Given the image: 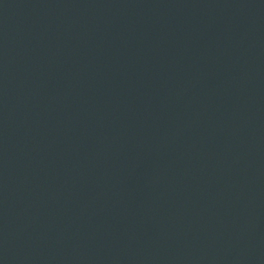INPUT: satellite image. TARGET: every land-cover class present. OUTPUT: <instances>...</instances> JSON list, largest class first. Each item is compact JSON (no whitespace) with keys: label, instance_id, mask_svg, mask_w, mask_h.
<instances>
[{"label":"water","instance_id":"obj_1","mask_svg":"<svg viewBox=\"0 0 264 264\" xmlns=\"http://www.w3.org/2000/svg\"><path fill=\"white\" fill-rule=\"evenodd\" d=\"M0 264H264V0H0Z\"/></svg>","mask_w":264,"mask_h":264}]
</instances>
